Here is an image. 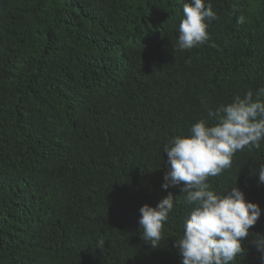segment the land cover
<instances>
[{"label": "trees", "instance_id": "trees-1", "mask_svg": "<svg viewBox=\"0 0 264 264\" xmlns=\"http://www.w3.org/2000/svg\"><path fill=\"white\" fill-rule=\"evenodd\" d=\"M186 2L0 0V264H181L191 206L162 188L164 145L264 87V0H205L219 19L180 51ZM258 163L264 141L209 182L264 209ZM169 192L153 249L139 209ZM252 231L264 234V213ZM236 264L259 261L250 250Z\"/></svg>", "mask_w": 264, "mask_h": 264}, {"label": "clouds", "instance_id": "clouds-1", "mask_svg": "<svg viewBox=\"0 0 264 264\" xmlns=\"http://www.w3.org/2000/svg\"><path fill=\"white\" fill-rule=\"evenodd\" d=\"M211 2L188 0L183 4L175 49L191 50L209 39V27L218 20ZM240 15L237 23L243 24ZM264 87L249 89L232 102L208 109V119L193 123L187 135L171 138L163 148L169 170L162 188L180 187L190 211L183 221V235L175 239L181 264H236L237 258L254 251L264 264V234L252 231L264 209L246 200L235 184L218 193L210 177L231 168L234 155L245 148H259L264 141ZM253 175L264 185V163ZM177 197L171 192L155 206L139 209L140 238L156 249L163 239L164 227L173 213ZM102 243V242H101Z\"/></svg>", "mask_w": 264, "mask_h": 264}]
</instances>
